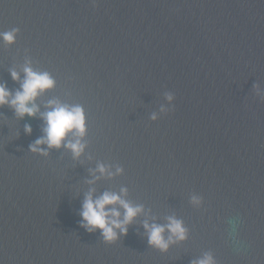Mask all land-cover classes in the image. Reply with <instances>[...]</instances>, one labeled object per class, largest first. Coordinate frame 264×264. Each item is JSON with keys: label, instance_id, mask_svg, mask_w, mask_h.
I'll use <instances>...</instances> for the list:
<instances>
[{"label": "water", "instance_id": "95a60500", "mask_svg": "<svg viewBox=\"0 0 264 264\" xmlns=\"http://www.w3.org/2000/svg\"><path fill=\"white\" fill-rule=\"evenodd\" d=\"M13 29L0 83L27 65L55 86L34 116L0 105V264H264V0H0ZM52 99L84 110L78 158L29 148ZM90 188L142 206L126 234L81 225ZM170 216L185 238L150 246Z\"/></svg>", "mask_w": 264, "mask_h": 264}, {"label": "clouds", "instance_id": "9594fccd", "mask_svg": "<svg viewBox=\"0 0 264 264\" xmlns=\"http://www.w3.org/2000/svg\"><path fill=\"white\" fill-rule=\"evenodd\" d=\"M15 31L13 29L10 32L0 33V39L6 43L13 42ZM23 73V77L14 70L10 73L14 81H19V88L15 91L0 83V105H9L20 117L25 114L34 116L39 112L36 99L46 90L53 88L55 80L49 73L35 71L27 65L23 68ZM167 99L171 100L172 96L169 95ZM45 108V111L39 113L44 121V135L29 146L30 150L45 153L46 149L40 148L39 145L46 144L49 148H59L63 145L71 150L74 159L78 158L85 147L80 139L86 131L83 108L80 105L63 104L55 99L48 100ZM151 118L156 119V114L153 113ZM25 131L30 132V126L26 125ZM70 133L73 139L67 140L66 137ZM90 171L104 175L107 169L103 164H98L96 169ZM119 171L120 169H117V172ZM108 175L111 176L112 173L108 172ZM93 182L94 180L89 181V183ZM95 191V188H90L85 193L80 210L81 225L88 231L99 229L104 240L112 242L127 233V226L143 211V208L123 198L126 189H121L119 193L105 190L94 197ZM120 209H123V212ZM167 220V224L149 223L147 220L143 222L148 244L162 251L167 250L173 236L184 239L186 232L181 220L171 216ZM165 231L170 234L167 239L163 235ZM192 264H213V260L210 255L205 254L203 258L194 260Z\"/></svg>", "mask_w": 264, "mask_h": 264}]
</instances>
